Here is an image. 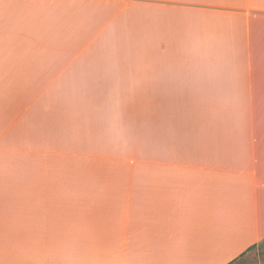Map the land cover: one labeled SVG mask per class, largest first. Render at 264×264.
Returning a JSON list of instances; mask_svg holds the SVG:
<instances>
[{
  "label": "crops",
  "instance_id": "crops-1",
  "mask_svg": "<svg viewBox=\"0 0 264 264\" xmlns=\"http://www.w3.org/2000/svg\"><path fill=\"white\" fill-rule=\"evenodd\" d=\"M263 243L264 0H0V264Z\"/></svg>",
  "mask_w": 264,
  "mask_h": 264
},
{
  "label": "rangeland",
  "instance_id": "rangeland-1",
  "mask_svg": "<svg viewBox=\"0 0 264 264\" xmlns=\"http://www.w3.org/2000/svg\"><path fill=\"white\" fill-rule=\"evenodd\" d=\"M263 263H264V243L261 247L250 250L236 264H263Z\"/></svg>",
  "mask_w": 264,
  "mask_h": 264
}]
</instances>
